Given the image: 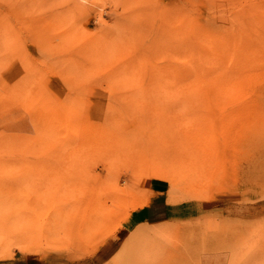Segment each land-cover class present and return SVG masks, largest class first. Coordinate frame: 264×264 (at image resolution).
Returning <instances> with one entry per match:
<instances>
[{
	"label": "rangeland",
	"instance_id": "obj_1",
	"mask_svg": "<svg viewBox=\"0 0 264 264\" xmlns=\"http://www.w3.org/2000/svg\"><path fill=\"white\" fill-rule=\"evenodd\" d=\"M152 179L264 264V0H0V260L86 256Z\"/></svg>",
	"mask_w": 264,
	"mask_h": 264
},
{
	"label": "crops",
	"instance_id": "obj_2",
	"mask_svg": "<svg viewBox=\"0 0 264 264\" xmlns=\"http://www.w3.org/2000/svg\"><path fill=\"white\" fill-rule=\"evenodd\" d=\"M144 189L145 203L131 210L86 256L13 253L0 264H225L217 241L200 235L204 227L215 226L206 221L208 207L195 199L171 201L170 188L161 180H149Z\"/></svg>",
	"mask_w": 264,
	"mask_h": 264
},
{
	"label": "bare ground",
	"instance_id": "obj_3",
	"mask_svg": "<svg viewBox=\"0 0 264 264\" xmlns=\"http://www.w3.org/2000/svg\"><path fill=\"white\" fill-rule=\"evenodd\" d=\"M69 219H70V218H69ZM74 222H75V221H74ZM73 224H75V223H73ZM73 224H72V227L74 226ZM68 225H69V224H68ZM68 225H67V226H68ZM70 225H71V224H70ZM70 225H69V227H70ZM88 225H89V224H88ZM78 226H79V225H78ZM89 226H90V225H89ZM63 227H64V228H63L61 231H63L62 233H64L65 235L67 234L66 237H68V234L70 233L69 231H71L74 227H73L71 230H70V229H65V226H64V225H63ZM76 227H77V225H76ZM86 228H88V226H87ZM79 229H80V228H79ZM79 229H78V230H79ZM59 230H60V229H59ZM74 230H75V229H74ZM76 231H77V230H76ZM80 231H81V230H80ZM82 231H83V228H82ZM85 231H86V229H85ZM85 231H84V232H85ZM84 232H82V233H84ZM59 233H60V232H59ZM75 233H76V232H75ZM77 233H79V232L77 231ZM80 233H81V232H80ZM82 233H81V234H82ZM73 234H74V233H72V235H73ZM72 235H69V236L72 237ZM77 235H78V234H77ZM90 235H91V234H90ZM78 236H79V235H78ZM71 237H70V238H71ZM80 238H81V237H80ZM65 240H66V239H65ZM65 240H64V241H65ZM68 240H69V238H68ZM70 240H71V239H70ZM70 240H69V241H70ZM72 242H73V241H72Z\"/></svg>",
	"mask_w": 264,
	"mask_h": 264
}]
</instances>
